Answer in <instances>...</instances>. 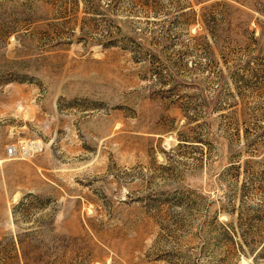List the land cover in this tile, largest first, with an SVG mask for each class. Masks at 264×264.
I'll return each mask as SVG.
<instances>
[{
	"label": "rangeland",
	"instance_id": "rangeland-1",
	"mask_svg": "<svg viewBox=\"0 0 264 264\" xmlns=\"http://www.w3.org/2000/svg\"><path fill=\"white\" fill-rule=\"evenodd\" d=\"M0 264H264V0H0Z\"/></svg>",
	"mask_w": 264,
	"mask_h": 264
},
{
	"label": "built area",
	"instance_id": "built-area-1",
	"mask_svg": "<svg viewBox=\"0 0 264 264\" xmlns=\"http://www.w3.org/2000/svg\"><path fill=\"white\" fill-rule=\"evenodd\" d=\"M8 150L11 151V150H12V146H9V147H8Z\"/></svg>",
	"mask_w": 264,
	"mask_h": 264
},
{
	"label": "bare ground",
	"instance_id": "bare-ground-1",
	"mask_svg": "<svg viewBox=\"0 0 264 264\" xmlns=\"http://www.w3.org/2000/svg\"><path fill=\"white\" fill-rule=\"evenodd\" d=\"M33 147V146H32ZM28 151V150H27Z\"/></svg>",
	"mask_w": 264,
	"mask_h": 264
}]
</instances>
